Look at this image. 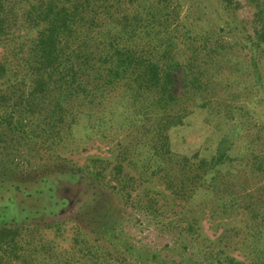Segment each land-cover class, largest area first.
I'll list each match as a JSON object with an SVG mask.
<instances>
[{
    "label": "rangeland",
    "instance_id": "1",
    "mask_svg": "<svg viewBox=\"0 0 264 264\" xmlns=\"http://www.w3.org/2000/svg\"><path fill=\"white\" fill-rule=\"evenodd\" d=\"M191 1L199 4L195 17L210 29L250 17L244 5L234 16L219 0ZM22 36L19 42H27L34 32ZM239 79L238 87L222 88L218 77L200 91L178 92L170 112L183 110L186 117L168 130L156 116L153 93L136 100L118 83L91 104L72 99L77 120L69 130L43 132L44 117L37 116L30 141L6 133L0 168L10 172L0 211L29 235L33 230L34 245H45L40 257L10 264H230L227 258L256 264L264 245V163L258 160L264 94ZM218 147L227 150L228 163L213 178L208 163ZM167 149L171 163L159 156ZM199 159L206 161L202 169ZM0 255V264H9Z\"/></svg>",
    "mask_w": 264,
    "mask_h": 264
},
{
    "label": "trees",
    "instance_id": "2",
    "mask_svg": "<svg viewBox=\"0 0 264 264\" xmlns=\"http://www.w3.org/2000/svg\"><path fill=\"white\" fill-rule=\"evenodd\" d=\"M219 1L222 11L234 16L243 5L248 7L250 17L210 29L195 17L199 4L191 0H0V51L10 48L0 57V147L6 133L30 141L34 129L29 126H38L42 118L37 116L44 117L43 132L65 126L69 130L77 120L72 99L91 104L118 83L126 84L136 100L153 93L156 116L165 119L162 130L181 126L186 117L183 110L170 112L181 90L200 91L218 77L222 88L233 82L238 87L239 77H245L256 94H264V0ZM25 30L34 37L19 42ZM101 116L106 123L108 117ZM159 156L166 163L170 151ZM182 159L190 166L187 157ZM258 160L264 163V152ZM227 163V150L218 147L208 173L216 177ZM205 165V159L198 160L199 169ZM9 172L0 168V189ZM30 235L23 226L4 220L0 211V252L9 264L31 254L40 257L45 245H34ZM261 245L256 264H264Z\"/></svg>",
    "mask_w": 264,
    "mask_h": 264
}]
</instances>
